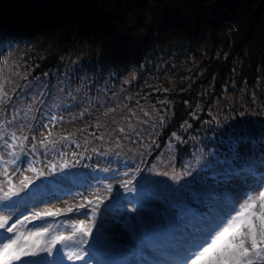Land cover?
Segmentation results:
<instances>
[{"label": "trees", "instance_id": "1", "mask_svg": "<svg viewBox=\"0 0 264 264\" xmlns=\"http://www.w3.org/2000/svg\"><path fill=\"white\" fill-rule=\"evenodd\" d=\"M34 1L0 0V55H20L28 70L8 104L25 94L29 82L37 87L48 81L50 88L54 74L69 67L70 76L78 79L119 83L128 73L158 69L174 54L196 57L191 73L170 93L171 113L156 133L148 161L171 145L175 168L185 178L192 171L198 183L194 190L185 188L176 203L174 191L161 198L152 190L139 194L126 188L120 201L123 188L107 192L108 197L104 190L98 193L104 201L98 220L124 202L128 217L136 219L135 212L146 211L150 201L158 202L154 214L166 210L161 216L170 218L166 232L155 240L147 239L153 225L144 230L145 237L134 238L138 242L108 233L111 251L126 254L127 262L135 264V256L168 238L182 247L193 235L184 227L191 220L188 210L201 218L196 228L211 227L232 212L242 185L261 186L256 177L264 175V126L254 133L231 132L211 109L228 91L264 93V0H46L31 6ZM88 171L60 173L62 182L56 180L48 192L57 195L72 188L82 190L83 199H93L98 176L104 174ZM167 262L160 259L158 264Z\"/></svg>", "mask_w": 264, "mask_h": 264}, {"label": "rangeland", "instance_id": "2", "mask_svg": "<svg viewBox=\"0 0 264 264\" xmlns=\"http://www.w3.org/2000/svg\"><path fill=\"white\" fill-rule=\"evenodd\" d=\"M45 2L46 0H35L31 6H42ZM20 59V55L15 53L0 55V83H4V90L5 87L8 89L10 97L22 76L28 73L25 63ZM21 62L24 64L21 65ZM195 62L196 57L174 54L167 62L163 61L161 66L158 65V69L146 70L143 74L140 71L128 73L119 83L97 84L88 77L78 79L74 75L70 76L71 67L62 73L56 72L50 88H47L48 81L39 83L37 87L29 82L24 88L25 94L3 106L4 110L0 112V155L4 156V161H0V170L4 162L14 158L10 153L15 151L20 159L14 165H7L12 184L19 187L20 180L25 177L31 180L28 188L20 192L19 196L0 201V216L10 217L8 226L22 220L24 216L31 217L34 212L66 209L69 206L75 209L73 201L76 198H81L80 202L84 200L82 197L85 193L81 188L76 193L72 188L65 189L63 194L53 195L48 192L49 185L56 183V180L62 182L58 176L67 170L78 173H87L90 168L100 170L104 176H98L94 187L96 194L104 190L107 194L104 197H108L109 187L111 193L123 188L118 201L126 197L124 184L127 181H132V186L139 194L152 190L163 198L166 193L174 191L177 194L174 203L179 201L185 188L194 190L197 180L192 177V171L188 170L187 179L181 175L182 171L175 168V151L171 145L153 161H148V156L157 131L171 113L173 101L170 100V93L191 73ZM250 93L248 96L245 90L228 91L211 109L216 121L225 123L231 132L254 133L257 126H264V93ZM12 134L18 139L13 140ZM25 136L27 140L23 141L21 152L20 140ZM45 138L55 141V147H42L40 141ZM50 164L56 165L57 171L52 172ZM65 164L67 167H64ZM32 166L42 169L45 175L37 177L30 170ZM5 179L0 174V184H4ZM37 186L43 195L35 200L28 198V193ZM4 191H8L7 185H4ZM260 191H264V187L242 185L235 206L242 204L249 195L258 196ZM0 195L3 193L0 192ZM21 198H25L23 202L13 203ZM133 204L130 205L135 206ZM156 204L158 202H148L144 209L146 211L135 212L136 219L128 217L129 211L123 207L126 205L124 202L112 207V210L110 208L111 215L103 216L101 220H98V211L93 217L90 209H87L88 215H84V210H74L64 215L32 221L27 224L28 229L50 225V234L56 235L69 234L73 224L84 220L86 225H92V236L88 238L87 244L65 248L60 256L54 249L51 257L47 253H41L39 257L26 259L41 260L42 257H48L50 260H58L59 264H129L126 254L113 252L109 247L101 250L96 242L94 245L93 231L99 225L103 232L113 234L119 240H133L145 237L144 230L153 225L149 227L150 238L147 239L151 240L152 237L155 240L166 232L170 220L169 217L161 216L167 213L166 210L154 214ZM4 205L9 207L5 208ZM21 205L26 208L21 209ZM150 211L152 216L148 215ZM146 215L150 219H146ZM3 231L0 229V232ZM134 241L138 242L136 239ZM62 247L56 245V249ZM154 248H157L156 244ZM73 251L77 255L83 252V259L68 260V254ZM141 257L135 256L134 263L158 264L160 259L167 260L153 249L146 251Z\"/></svg>", "mask_w": 264, "mask_h": 264}, {"label": "snow or ice", "instance_id": "3", "mask_svg": "<svg viewBox=\"0 0 264 264\" xmlns=\"http://www.w3.org/2000/svg\"><path fill=\"white\" fill-rule=\"evenodd\" d=\"M10 101V96L4 90V83H0V112H3L4 107ZM2 127V125H0ZM123 131V129H121ZM50 135V134H49ZM13 140L18 139L15 134H12ZM68 139V138H63ZM27 137L20 140L21 152H23V141ZM264 140V137H262ZM6 143V142H5ZM40 144L45 149L51 145L55 147V141H49L47 138L42 139ZM14 147V145H8ZM35 151V145H33ZM13 159L6 161L2 165L0 174L6 177L4 184H0V201L10 200L12 196H19L28 188L31 183L30 178L25 177L20 180V186L12 184L11 177L8 175V164H16L20 159L19 154L15 151L10 153ZM0 161H4V156L0 155ZM52 172L57 171V166L50 164ZM64 167H67L65 164ZM32 172L37 174V177L45 175L42 169H37L32 166ZM252 176L256 177V173L252 168L244 169ZM183 175V174H181ZM176 179V177H173ZM260 181L261 187H264V175L256 177ZM4 185L8 186V191H4ZM124 187L129 191H133L132 181H127ZM111 193V188L107 189ZM43 193L40 187L33 189L28 193V198L39 199ZM20 201L13 202L19 204ZM103 199L99 194H93V199L85 198L75 206H69L66 209H47L40 212H34L31 217L24 216L22 220L8 226L10 217L0 216V264H59L56 259L42 257L41 260H29V257H39L41 253H47L52 256L54 249L58 256L63 254L65 248L72 246H82L88 243V238L92 236V225H86L84 220H79L71 226L69 234L58 233L50 234V225L38 226L32 229L27 228V224L36 220H44L46 217H56L71 213L74 210L90 209L93 217L98 211V207L103 204ZM7 208L9 206L4 205ZM135 211V209H133ZM186 215L191 217V220L186 224L185 228H191L193 235L182 247L177 244L170 243V239L161 246L154 248L158 254L164 256L170 264H264V191H260L258 196L249 195L247 199L240 205L235 206L232 213L221 218L211 227H195V222L201 221L192 210H188ZM84 215H88L85 211ZM19 225V227L17 226ZM8 233L13 235L9 236ZM179 240V238H177ZM62 245L60 249H56V245ZM68 260L83 259V252L77 255L75 251L67 256ZM123 264V262H118Z\"/></svg>", "mask_w": 264, "mask_h": 264}, {"label": "water", "instance_id": "4", "mask_svg": "<svg viewBox=\"0 0 264 264\" xmlns=\"http://www.w3.org/2000/svg\"><path fill=\"white\" fill-rule=\"evenodd\" d=\"M94 238L99 247L107 248L110 245V239L108 233L103 232L102 227L97 225L93 231Z\"/></svg>", "mask_w": 264, "mask_h": 264}]
</instances>
